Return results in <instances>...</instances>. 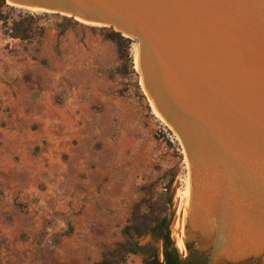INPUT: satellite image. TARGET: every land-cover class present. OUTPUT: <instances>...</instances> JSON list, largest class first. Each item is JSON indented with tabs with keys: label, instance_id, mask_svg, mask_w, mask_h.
I'll return each mask as SVG.
<instances>
[{
	"label": "water",
	"instance_id": "1",
	"mask_svg": "<svg viewBox=\"0 0 264 264\" xmlns=\"http://www.w3.org/2000/svg\"><path fill=\"white\" fill-rule=\"evenodd\" d=\"M6 2L138 43L144 90L190 164L184 244L208 264H264V0Z\"/></svg>",
	"mask_w": 264,
	"mask_h": 264
},
{
	"label": "rangeland",
	"instance_id": "2",
	"mask_svg": "<svg viewBox=\"0 0 264 264\" xmlns=\"http://www.w3.org/2000/svg\"><path fill=\"white\" fill-rule=\"evenodd\" d=\"M26 15L36 20L28 42L10 38L0 25V81L36 96L49 89L68 110L78 134L70 139L74 154L65 159L74 191L68 212L48 205L41 213L21 203V215L14 205H0V264H96L121 241L133 206L144 197L142 188L151 184L158 196L172 198L170 211L179 201L171 228L177 248L189 170L177 135L142 89L137 42L121 57L103 38L104 27L16 7L14 19ZM27 128L37 131L38 125ZM3 196L0 189V202ZM178 251L187 257V249Z\"/></svg>",
	"mask_w": 264,
	"mask_h": 264
},
{
	"label": "crops",
	"instance_id": "3",
	"mask_svg": "<svg viewBox=\"0 0 264 264\" xmlns=\"http://www.w3.org/2000/svg\"><path fill=\"white\" fill-rule=\"evenodd\" d=\"M7 83L0 81V122L8 126L0 128V189L4 194L0 205H14L21 215L25 210L21 203L41 213L48 205L68 212L74 190L65 159L74 154L70 139L78 135L70 114L52 100L49 89L36 96L35 90ZM31 125H38V130H29Z\"/></svg>",
	"mask_w": 264,
	"mask_h": 264
},
{
	"label": "trees",
	"instance_id": "4",
	"mask_svg": "<svg viewBox=\"0 0 264 264\" xmlns=\"http://www.w3.org/2000/svg\"><path fill=\"white\" fill-rule=\"evenodd\" d=\"M15 11L16 8L9 6L6 0H0V25L6 27L10 38L28 42L35 35V17L26 15L14 19ZM65 20L79 24L74 18ZM100 29L103 38L113 42L120 56L126 57L127 50L134 42L112 28ZM155 187V184H151L142 188L144 197L133 206L131 216L121 230V241L111 248L107 247L96 264H125L130 255L141 256L145 264H208L207 256L196 251L190 243L185 245L188 256H180L171 233L173 217H168L172 198L158 196ZM145 237H150L151 242L140 245V240Z\"/></svg>",
	"mask_w": 264,
	"mask_h": 264
},
{
	"label": "bare ground",
	"instance_id": "5",
	"mask_svg": "<svg viewBox=\"0 0 264 264\" xmlns=\"http://www.w3.org/2000/svg\"><path fill=\"white\" fill-rule=\"evenodd\" d=\"M26 10H29V11H32V12H38V11H42V10H37V9H26ZM42 12H45V11H42ZM77 21L78 22H80V23H82V24H87V23H84V22H82V21H80V20H78L77 19ZM88 25V24H87ZM138 44V43H137ZM136 49H137V68H138V45H137V47H136ZM138 70H139V68H138ZM140 73V72H139ZM140 84H141V86H142V89H143V91L145 92V90H144V86H143V82H142V79H141V81H140ZM145 94H146V92H145ZM146 96H147V94H146ZM147 98H148V100H149V102H150V105H151V107H152V109H154V106H153V103H152V101H151V99L147 96ZM154 111H155V109H154ZM155 113H156V111H155ZM156 115L162 120V121H164L157 113H156ZM164 123H166L165 121H164ZM167 124V123H166ZM168 125V124H167ZM169 126V125H168ZM170 127V126H169ZM172 129V128H171ZM175 133V132H174ZM176 134V133H175ZM177 135V134H176ZM177 138H178V141L181 143V141H180V139H179V137L177 136ZM181 145H182V143H181ZM184 155H185V153H184ZM185 158H186V156H185ZM186 163H187V168H188V170L190 171V164H189V162H188V159L186 158ZM188 184H189V186H188V190H187V197H189V195H190V181H188ZM186 205H187V203H186ZM184 213H185V211L183 210V212H182V218H183V216H184ZM177 248L181 251V252H183V251H185V249H186V247H185V244H184V233L181 231V228L178 230V232H177Z\"/></svg>",
	"mask_w": 264,
	"mask_h": 264
}]
</instances>
